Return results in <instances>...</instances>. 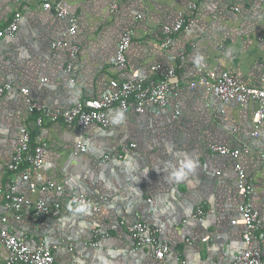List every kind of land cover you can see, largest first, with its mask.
Instances as JSON below:
<instances>
[{
	"label": "crops",
	"instance_id": "1",
	"mask_svg": "<svg viewBox=\"0 0 264 264\" xmlns=\"http://www.w3.org/2000/svg\"><path fill=\"white\" fill-rule=\"evenodd\" d=\"M44 2L0 0V31L17 12L22 13L18 32L0 37V87L7 82L14 85L0 95V187L7 189L14 181L33 201L54 200L51 194L31 193L20 173L7 170L19 143V129L25 127L35 143L49 144L38 182L55 181L67 194L86 193L100 209L65 204L59 217L39 220L29 207L17 214L7 211L0 199V216L8 217V228L32 249L44 242L54 252L55 264H102L101 258L110 264H161L149 248L132 250L126 225L143 221L161 229L171 246L166 257L170 264H231L249 247L243 238L245 226L232 224L240 218L236 162L213 154L211 148H249L238 160L252 186L246 202L264 222V125L254 137V102L224 103L191 83L203 68L227 71L249 86L260 84L264 2L63 0L78 21L72 37L67 35L69 21L45 10ZM192 4L198 6L196 25L177 36L171 51L186 55L173 80L180 88L171 107L156 114H138L133 104L128 111L115 109L111 128L92 125L85 134L61 122L37 124L22 88L50 107L68 109L104 97L114 78L126 79L136 71L151 77V66L171 64L161 48L164 26L173 25L180 12L191 13ZM129 30L134 35L128 63L118 68L117 44ZM65 38L80 46L76 58L67 50L51 49L52 41ZM68 63L74 66L70 74L65 72ZM81 141L87 144L86 152H77ZM198 207L205 209L201 220L195 217ZM96 229L102 233L98 247L91 245ZM257 237L250 246L264 255V227ZM9 256L0 245V264H7Z\"/></svg>",
	"mask_w": 264,
	"mask_h": 264
},
{
	"label": "built area",
	"instance_id": "2",
	"mask_svg": "<svg viewBox=\"0 0 264 264\" xmlns=\"http://www.w3.org/2000/svg\"><path fill=\"white\" fill-rule=\"evenodd\" d=\"M25 0H15L21 4ZM264 2V0H261ZM43 8L47 11H54L62 19H67L70 23L67 35L72 37L77 34L78 21L75 16L64 6L63 0H45ZM116 8V6H114ZM197 4L190 6L191 13L180 12L178 19L173 25L164 26V41L161 43L162 50L166 51L170 60L169 65L157 64L151 66V77H144L138 71L134 72L129 78H114L110 81V91L102 98L91 99L79 102L68 109L53 108L42 101L31 97L29 88H22L21 92L26 97L28 110L36 115L37 124L42 126L45 123H64L69 126H75L81 134H85L92 125H98L103 129H109L113 126L110 114L115 109L128 111L130 106L134 105V110L138 114L158 113L171 107L172 101L177 97L179 84L174 83L179 67L186 61L185 53L172 55L171 51L176 45L177 36L193 29L196 25L195 11ZM239 11L238 7H235ZM22 13L17 12L12 21L0 31V37H13L19 30ZM134 31H127L117 44V51L114 60L115 66L125 68L128 63L127 52L132 44ZM51 49L67 50L70 56L76 58L80 53V46L70 42L69 38L54 40L51 43ZM73 64L68 63L65 67L67 74L72 73ZM199 77L197 81L191 83L192 87H203L207 93L215 95L224 103L237 102L244 105L249 101L256 104L253 111L254 131L252 135L258 137L261 133V127L264 125V72L258 86H249L240 79L227 71L219 72L212 69L199 68ZM48 79H43L46 82ZM70 82L75 84V79ZM14 85L11 82L5 83L0 87V95L11 91ZM176 114H180L177 109ZM19 143L15 148L11 160L7 164V170L11 173H20L24 182L28 183L31 193L51 194L53 201L45 199L33 201L18 189L16 182L12 181L7 189L0 187V199L3 200L7 211L20 213L24 208L32 209L34 216L43 220L48 217H59L65 204L70 206L85 207L91 206L93 210L98 211L99 206L86 193L67 194L66 189L56 183L48 180L39 183L36 177H39L46 164V157L49 150L47 141L35 143L30 131L21 127L19 129ZM136 147V144H132ZM87 144L84 141L77 143V152H86ZM127 149H123L126 152ZM249 148L232 149L227 146L213 145L211 152L224 157L234 159L235 170L238 174V203L237 208L240 218L233 220V225H244L246 233L244 242L247 249L237 255L231 264H264V255L260 249L253 248L250 245L258 239L257 234L263 229L264 222L260 213L248 202L246 197L251 193L252 186L248 182L246 171L238 162L242 152H248ZM121 153V157H122ZM109 159V156L106 157ZM264 161V153L262 154ZM220 175V173H218ZM240 197V200H239ZM205 216V209L198 207L195 217L199 220ZM17 219H21L18 214ZM9 219L5 215L0 216V245L5 247L10 256L7 264H55V254L48 249L44 242H40L38 249H32L8 228ZM125 225V222L123 223ZM127 232L132 239V250L137 251L142 248H149L153 251L155 259L161 264H170L166 261L168 253L171 251L169 242L161 235V229L148 225L143 221H137L126 225ZM95 242L91 244L94 247L100 245L99 237L102 233L99 229L95 232ZM210 237H205L203 242H207Z\"/></svg>",
	"mask_w": 264,
	"mask_h": 264
},
{
	"label": "clouds",
	"instance_id": "3",
	"mask_svg": "<svg viewBox=\"0 0 264 264\" xmlns=\"http://www.w3.org/2000/svg\"><path fill=\"white\" fill-rule=\"evenodd\" d=\"M118 122V121H117ZM192 165H191V163H189L188 165H187V167H191ZM101 260H102V264H110V262L109 261H107V260H104L103 258H101Z\"/></svg>",
	"mask_w": 264,
	"mask_h": 264
}]
</instances>
